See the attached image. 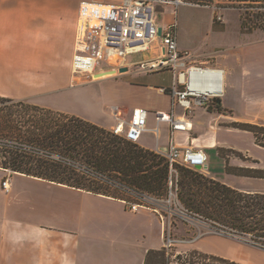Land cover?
Returning <instances> with one entry per match:
<instances>
[{"label":"crops","instance_id":"1","mask_svg":"<svg viewBox=\"0 0 264 264\" xmlns=\"http://www.w3.org/2000/svg\"><path fill=\"white\" fill-rule=\"evenodd\" d=\"M85 1L110 2L0 0V97L24 100L112 130L116 124L113 107L117 106L123 112L128 109L123 103L124 97L119 91L112 96L98 92L93 85L100 80L121 78L124 79L121 87L133 100L130 104L132 110L137 107L148 109V127L155 128V112L171 109L170 95L160 93L158 87L172 84V72H153L171 74L172 80L166 85H153L138 79L135 76L149 73L141 72L136 65H128L127 72L104 79L74 75L80 6ZM181 5L190 6L188 3L159 5L160 24L166 26L176 20ZM166 11L169 16H165ZM206 18L208 32L203 38L191 42L193 47L199 45L200 52L184 45L180 34L178 46L182 51L193 53L192 63L224 71V95L220 100L226 112L221 113L220 118L227 124L215 130L204 145L211 151L230 146L219 139L221 132L240 131L229 126L230 123H264V40L250 42V34L242 30V16L238 21L226 20L224 27L214 25L210 13ZM158 47L159 42L154 51L141 54L139 59H154ZM129 61L135 60L130 58ZM144 88L166 98L169 105H153L141 100L140 90ZM234 96L240 99V109L231 105L230 99ZM175 111L178 115L184 114L180 105ZM192 114L188 117L193 130L196 121ZM163 124L167 125L163 131L167 137L165 143L161 141L160 125L159 139L154 146L141 142L145 134H155L153 131L145 132L138 144L153 151L166 147L171 134L169 125ZM191 133L176 132L175 143L182 147L191 143L201 147L197 142L202 136L193 138ZM233 150L243 153L237 148ZM244 154L259 161L254 162L258 165L255 168H264L259 158ZM6 179L9 191H5L2 185ZM163 235L164 225L160 217L149 209L131 212L120 198L0 167V264H147L148 252L163 248Z\"/></svg>","mask_w":264,"mask_h":264},{"label":"trees","instance_id":"2","mask_svg":"<svg viewBox=\"0 0 264 264\" xmlns=\"http://www.w3.org/2000/svg\"><path fill=\"white\" fill-rule=\"evenodd\" d=\"M183 1L197 5H213L215 2ZM219 1L242 12L241 26L245 33L264 31V0ZM0 104L27 108V112L17 115L13 111L0 114V133L7 132L15 139L35 143L43 149L42 153H38L23 147L21 143L11 148L5 147L0 150V167L120 199L123 198L112 190H120L113 185L114 181L152 196L166 197L170 167L165 157L156 151L143 148L81 117L24 100L0 97ZM208 108L219 113L226 112L220 99L214 100ZM4 110L1 109L2 112ZM229 126L250 132L255 143L264 148V123L233 122ZM234 152L239 156L244 155L236 150ZM58 154L71 159L57 160ZM244 156L252 160L248 155ZM225 163L229 174L264 179V168ZM177 171L178 199L185 208L215 230L264 248V192L240 190L200 170L184 166L178 165ZM98 175L105 176L106 180L100 179ZM154 254L161 257L160 263L156 264H166L162 263L166 258L165 248L149 251L147 264H151ZM211 258V264H237L216 256L206 259Z\"/></svg>","mask_w":264,"mask_h":264},{"label":"built area","instance_id":"3","mask_svg":"<svg viewBox=\"0 0 264 264\" xmlns=\"http://www.w3.org/2000/svg\"><path fill=\"white\" fill-rule=\"evenodd\" d=\"M182 3L183 0L85 1L80 6L73 57L74 75L85 79H94V75L99 72L113 69L119 71L121 67L128 65H136L143 73L165 70L173 73L174 80L171 85L158 87L160 93L170 95L172 104L167 112H155V128L148 127L150 112L148 109L137 107L127 116L121 108L115 106L113 116L116 124L111 130L115 135L138 143L145 132L153 131L159 139L160 125L167 123L170 127L167 151L164 152L160 147L156 151L165 157L170 167L168 192L165 198L149 195L120 182H113L115 187L132 198L122 199L129 211L151 209L162 218L166 250L176 243V239L172 236L170 226L166 228L165 219L173 216L187 222L201 219L185 208L178 199L177 166L204 172L208 169L209 163V156L204 148L193 146L192 143L182 147L175 143L174 134L192 131L188 116L194 109L208 108L214 100L221 99L224 95V71L217 67L191 62L190 51L179 49L176 20L166 26L160 24L159 5L179 6ZM157 42L159 51L154 59L129 61L131 56L154 51ZM177 105L183 108V115L176 113ZM98 176L106 180L105 176ZM7 183V179L2 183L5 191H9Z\"/></svg>","mask_w":264,"mask_h":264},{"label":"rangeland","instance_id":"4","mask_svg":"<svg viewBox=\"0 0 264 264\" xmlns=\"http://www.w3.org/2000/svg\"><path fill=\"white\" fill-rule=\"evenodd\" d=\"M225 3L226 2L215 0L213 5H197L188 3L190 6L181 5L178 7L177 16L175 15V17L179 22L178 35L180 34L181 42H183L184 45H190L193 47L191 42H195L198 38H203L206 35V32L209 30V22L206 18L208 13H210L211 21L214 23V25L218 26L224 27L225 21H230V18H233L236 21L240 20L242 12L236 8L228 7ZM169 14L170 13L166 11L165 16H169ZM249 34L250 38H252V41L250 42L264 40V31L256 30ZM193 49L196 52H200L199 45H195ZM140 57L141 55L138 54L131 56L130 58L137 60ZM133 77L134 76H132V79H135ZM135 77H138V79H142L144 82L153 85H166L172 80V76L169 73H149L141 74ZM123 80L124 79L121 78L104 79L98 81L93 85V87H95L98 92L106 93L110 96H112V93L119 91L120 95H123L124 97L123 103L128 107L127 110L124 109V114L126 115L132 111V106L130 104L133 100L130 96V93L121 87ZM140 91H142L140 99L147 101L149 104L165 107L169 105L166 98L162 96L160 97L155 91L149 90L147 88H144ZM230 102L234 108H241V102L238 97H231ZM1 109L5 110L2 112ZM194 110L195 111L192 114V117L198 123L195 122L191 137L196 138L198 135L202 136L201 141L197 143L204 148V145H207L209 142L211 135H214V131H218L221 126H225L227 123L221 121V113L218 111H213L210 108L198 107ZM12 111L14 115H17L20 114V112H27V108L24 106L16 107L10 104H0V114L5 115L7 112ZM165 125L166 124H161V132L163 133H161V136H163L161 141L163 143L166 142L167 138L165 132H163ZM219 135L220 140L226 142L234 148L242 150L243 154L245 152L250 156L259 158L260 161H262L264 167V149L255 145L253 136L250 133L240 130L234 133L221 132ZM141 142H148L154 146L157 142V136L156 134H145L142 137ZM0 143L2 144L0 145V150L5 149V147L11 148L13 145L21 143L23 147H29L38 153H42L41 151H43L39 145L15 139L7 132L0 133ZM230 146L225 148L218 147L216 149L217 151L215 149L210 151L209 149L204 148L209 154V169L202 173L205 175H212L217 180L240 190L264 192V179L236 176L226 172V161L233 166H238L235 163H240L247 167H258V165L255 164L251 159L246 158L244 156L245 154H242L243 156H239L237 152L231 150L234 148H231ZM56 159H63V161L65 159L66 161L70 160L71 158L66 157V155L64 156V154H58ZM112 190H114L115 193L122 198L132 200V198L123 191L117 189ZM160 220L163 223L161 217ZM164 223L167 229L170 226L172 236L174 239H176V243L168 250L165 249L166 258L165 261L163 259L162 263L211 264L213 262L212 258H206L216 256L236 262L237 264H264V248L257 247L242 238L217 231L206 221L201 219H193L192 221L187 222L180 217L173 216L165 219ZM150 251L156 252L161 251V249ZM160 259L161 257L154 254L152 256L151 264L160 263Z\"/></svg>","mask_w":264,"mask_h":264},{"label":"water","instance_id":"5","mask_svg":"<svg viewBox=\"0 0 264 264\" xmlns=\"http://www.w3.org/2000/svg\"><path fill=\"white\" fill-rule=\"evenodd\" d=\"M161 32H162V29L160 28V29H159V34H161ZM127 71H128V67H121V68L119 69V71L113 69V70H108V71H104V72H99V73L95 74L94 77H98V76H100V75H104V74H106V73H114V72L125 73V72H127ZM162 150H163L164 152H166V151H167V148L164 147ZM197 167H198V169H201L200 166H197Z\"/></svg>","mask_w":264,"mask_h":264},{"label":"bare ground","instance_id":"6","mask_svg":"<svg viewBox=\"0 0 264 264\" xmlns=\"http://www.w3.org/2000/svg\"><path fill=\"white\" fill-rule=\"evenodd\" d=\"M116 74H118V72H114V73H106V74H104V75H100V76H98V77H95L94 79H100V78H106V77H110V76H113V75H116Z\"/></svg>","mask_w":264,"mask_h":264}]
</instances>
